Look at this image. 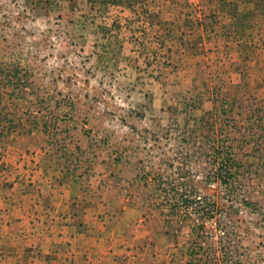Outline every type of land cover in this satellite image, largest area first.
I'll return each mask as SVG.
<instances>
[{"label":"rangeland","instance_id":"1","mask_svg":"<svg viewBox=\"0 0 264 264\" xmlns=\"http://www.w3.org/2000/svg\"><path fill=\"white\" fill-rule=\"evenodd\" d=\"M158 1L0 0V171L65 174L115 225L139 211L168 235L158 264H264V40L258 66L216 37L225 9L239 27L264 0ZM115 250L101 264L135 255Z\"/></svg>","mask_w":264,"mask_h":264},{"label":"crops","instance_id":"2","mask_svg":"<svg viewBox=\"0 0 264 264\" xmlns=\"http://www.w3.org/2000/svg\"><path fill=\"white\" fill-rule=\"evenodd\" d=\"M235 2L238 1L215 0L212 5L219 9L221 4ZM223 14L220 19L224 22L220 20L221 27L216 30L223 35L216 37H226L228 52H257L255 65L261 66L262 48L253 49L252 41H258L261 47L264 14L247 17L239 27L234 15L226 9ZM238 29L243 33L236 32ZM232 33H237V38ZM0 138L5 137L0 134ZM4 149L0 143V150ZM8 160L0 155V164ZM24 165L16 170L6 164L4 176L0 171V264H101L102 259L116 257L117 248L128 255L134 252L130 264L159 263V252L163 253L162 244L168 236L162 227L146 224L144 217L137 220L140 212L125 207L117 214L121 220L115 225L108 216L114 221L116 211L105 216L101 211L92 213L86 201L76 199L75 195L85 196L81 186L77 185L78 193L72 196L74 186L67 175L58 180L52 168L43 169L36 162ZM21 166L20 161L18 167ZM169 256L170 250L165 256L166 264L171 263Z\"/></svg>","mask_w":264,"mask_h":264},{"label":"trees","instance_id":"3","mask_svg":"<svg viewBox=\"0 0 264 264\" xmlns=\"http://www.w3.org/2000/svg\"><path fill=\"white\" fill-rule=\"evenodd\" d=\"M88 1H96V0H88ZM103 2L107 1V0H102ZM13 127V126H12ZM218 159H220V162L217 164V168H216V173L220 175V182L222 184H224L225 187H229L230 186V181H231V178L233 177L232 173H231V165L235 164L234 162V159H233V156L228 153L227 154V157L226 158H223L222 157V153L218 154ZM178 193V192H175V194ZM181 196V201L183 204H185L186 207H189L188 204H190V199L188 198V195L187 193H181L180 194ZM207 206H204L203 208L206 209ZM204 227H202L201 230H203ZM195 247V244H191L189 247H188V254L190 256H193L195 254V251H194V248ZM192 260H187L186 264H199V263H196V262H192Z\"/></svg>","mask_w":264,"mask_h":264},{"label":"built area","instance_id":"4","mask_svg":"<svg viewBox=\"0 0 264 264\" xmlns=\"http://www.w3.org/2000/svg\"><path fill=\"white\" fill-rule=\"evenodd\" d=\"M198 199H201V196H198Z\"/></svg>","mask_w":264,"mask_h":264}]
</instances>
